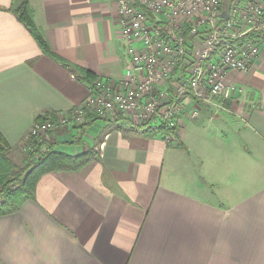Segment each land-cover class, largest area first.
<instances>
[{
  "label": "crops",
  "instance_id": "0c3cea01",
  "mask_svg": "<svg viewBox=\"0 0 264 264\" xmlns=\"http://www.w3.org/2000/svg\"><path fill=\"white\" fill-rule=\"evenodd\" d=\"M22 2L0 0V138L16 159L37 122L83 104L92 85L43 53ZM29 6L55 55L124 80L116 0ZM226 84L225 102L186 99L175 145L126 115L57 128L56 151L91 159L45 175L33 201L0 216V264H264V45Z\"/></svg>",
  "mask_w": 264,
  "mask_h": 264
},
{
  "label": "built area",
  "instance_id": "2783aa9c",
  "mask_svg": "<svg viewBox=\"0 0 264 264\" xmlns=\"http://www.w3.org/2000/svg\"><path fill=\"white\" fill-rule=\"evenodd\" d=\"M116 3L126 62L124 80L119 84L96 80L83 104L37 122L28 140L50 143L57 128L81 126L90 117L110 120L126 115L163 130L161 136L170 145L186 99L205 105L229 100L228 73L247 72L264 45V0L232 1L227 19L222 15L224 0Z\"/></svg>",
  "mask_w": 264,
  "mask_h": 264
},
{
  "label": "trees",
  "instance_id": "16d2710c",
  "mask_svg": "<svg viewBox=\"0 0 264 264\" xmlns=\"http://www.w3.org/2000/svg\"><path fill=\"white\" fill-rule=\"evenodd\" d=\"M232 1L234 0H224V6H229ZM238 1L247 2L249 0ZM18 14L45 55L68 67L74 74L82 75L83 77L77 75L79 81L88 84H93L96 81L90 77L88 72L70 65L52 52L41 32L33 23L29 0H23ZM145 133L149 137L161 134L158 130L153 131L148 128ZM27 144L31 150L24 160L23 167L20 168L9 159L8 145L0 138V216L15 214L27 201H33L38 182L45 175L59 171H77L90 161L92 155L88 152L70 156L56 151L55 146L50 143L45 144V148H43V144L38 139H29ZM14 183H16V188H10Z\"/></svg>",
  "mask_w": 264,
  "mask_h": 264
},
{
  "label": "rangeland",
  "instance_id": "374dc122",
  "mask_svg": "<svg viewBox=\"0 0 264 264\" xmlns=\"http://www.w3.org/2000/svg\"><path fill=\"white\" fill-rule=\"evenodd\" d=\"M163 85V84H162ZM91 86V85H90ZM90 94V93H89ZM88 97H89V95H88ZM87 97V98H88ZM222 109V108H221ZM195 112H197V111H195ZM183 116V115H182ZM181 116V117H182ZM181 119V118H180ZM180 121V120H179ZM143 125H145L146 126V128L145 129H151V130H155V129H152V128H150V127H148L147 126V124H143ZM178 127H179V124H178ZM159 132H161L162 133V131L163 130H161V129H159L158 130ZM177 131V130H176ZM176 131H174L175 133H176ZM164 132V131H163ZM174 136H175V134H174ZM176 136L174 137V142L172 143L173 145H175L176 144ZM28 139H27V143H28ZM51 142V141H50ZM46 144H48V143H46ZM172 144H170V145H172ZM167 146H169V145H167ZM28 147V144H26V146H25V148H27ZM25 148H24V150H25ZM43 148H45V144H43ZM29 153V151L28 150H26V151H23V155L22 156H20L18 159H16V158H10L9 157V155H8V157H9V159L14 163V164H16V166H18V167H23V164H24V160H25V158H26V156H27V154ZM15 172H17V171H15ZM14 187L16 188V183H14L12 186H10V188H12V189H14Z\"/></svg>",
  "mask_w": 264,
  "mask_h": 264
},
{
  "label": "water",
  "instance_id": "95a60500",
  "mask_svg": "<svg viewBox=\"0 0 264 264\" xmlns=\"http://www.w3.org/2000/svg\"><path fill=\"white\" fill-rule=\"evenodd\" d=\"M228 8H229V6H224V9H225V10H224V12H223V14H222L223 17L226 18V19L229 17V16H228V12H227Z\"/></svg>",
  "mask_w": 264,
  "mask_h": 264
}]
</instances>
